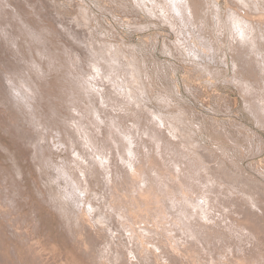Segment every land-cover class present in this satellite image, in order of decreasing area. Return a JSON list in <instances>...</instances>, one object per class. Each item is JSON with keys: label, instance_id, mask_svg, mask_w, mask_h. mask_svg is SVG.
Instances as JSON below:
<instances>
[{"label": "clouds", "instance_id": "1", "mask_svg": "<svg viewBox=\"0 0 264 264\" xmlns=\"http://www.w3.org/2000/svg\"><path fill=\"white\" fill-rule=\"evenodd\" d=\"M0 264H264V0H0Z\"/></svg>", "mask_w": 264, "mask_h": 264}]
</instances>
